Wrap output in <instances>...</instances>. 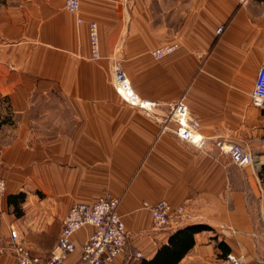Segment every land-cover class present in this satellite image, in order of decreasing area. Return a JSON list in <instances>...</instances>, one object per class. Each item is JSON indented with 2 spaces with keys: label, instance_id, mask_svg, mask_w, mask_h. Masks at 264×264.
Instances as JSON below:
<instances>
[{
  "label": "crops",
  "instance_id": "crops-1",
  "mask_svg": "<svg viewBox=\"0 0 264 264\" xmlns=\"http://www.w3.org/2000/svg\"><path fill=\"white\" fill-rule=\"evenodd\" d=\"M114 65L156 103L153 113L114 92ZM262 65L264 0H79L76 14L63 0H0V264H13L11 231L44 258L68 208L105 192L126 230L107 264L149 261L192 225L205 228L175 264H228L226 254L264 264V109L249 96ZM179 99L199 123L200 148L160 130L157 119ZM221 140L253 164L235 166ZM162 199L184 209L177 226L155 228L142 206ZM93 229L71 236L63 264L78 259Z\"/></svg>",
  "mask_w": 264,
  "mask_h": 264
},
{
  "label": "built area",
  "instance_id": "built-area-1",
  "mask_svg": "<svg viewBox=\"0 0 264 264\" xmlns=\"http://www.w3.org/2000/svg\"><path fill=\"white\" fill-rule=\"evenodd\" d=\"M244 2L245 0H239ZM79 0H63V8L66 12L76 14ZM77 23L80 19L76 20ZM88 40L89 54L92 60L99 58V40L97 36V25L89 22ZM174 45L161 46L152 51L155 58L162 57L174 50ZM111 82L114 92L120 96L127 105L142 110L147 114L153 113L156 103L138 96L132 89L130 82L118 65L112 69ZM253 86L250 91L251 104L254 108L264 109V65L259 66L253 79ZM169 111L157 119L161 131L171 132L175 137L187 145L200 148L204 138L197 133L199 123L190 117L189 109L179 99L169 105ZM217 148L227 154L231 163L237 167L252 165L254 160L245 148L236 143H223L222 140L216 143ZM6 191L5 182L0 178V196ZM118 199L110 193L105 192L91 204H72L61 221V229L58 234L55 246L49 254L42 258L33 256L29 249L19 242L14 231L10 232V240L13 245V264H63L68 254L73 252L74 244L71 236L83 226H93L94 229L82 246L78 259L70 264H107L121 253L125 244L126 230L121 218L116 211ZM142 206L149 210L152 223L155 228L177 226L178 220L184 216L182 206L172 207L166 200L155 203H142ZM139 256V253H136ZM224 260L228 264H242L241 259L233 254H226Z\"/></svg>",
  "mask_w": 264,
  "mask_h": 264
},
{
  "label": "trees",
  "instance_id": "trees-1",
  "mask_svg": "<svg viewBox=\"0 0 264 264\" xmlns=\"http://www.w3.org/2000/svg\"><path fill=\"white\" fill-rule=\"evenodd\" d=\"M204 228L202 225L179 228L168 237L167 244L161 246L149 261L142 260L139 264H175L191 247L192 234Z\"/></svg>",
  "mask_w": 264,
  "mask_h": 264
},
{
  "label": "rangeland",
  "instance_id": "rangeland-1",
  "mask_svg": "<svg viewBox=\"0 0 264 264\" xmlns=\"http://www.w3.org/2000/svg\"><path fill=\"white\" fill-rule=\"evenodd\" d=\"M0 121H1V119H0Z\"/></svg>",
  "mask_w": 264,
  "mask_h": 264
}]
</instances>
